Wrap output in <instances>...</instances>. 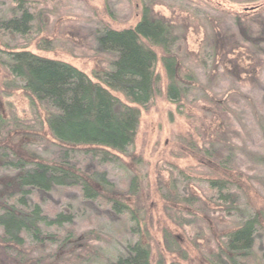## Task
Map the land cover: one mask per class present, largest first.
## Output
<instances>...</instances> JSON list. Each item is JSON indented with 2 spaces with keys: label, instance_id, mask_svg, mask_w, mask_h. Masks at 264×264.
<instances>
[{
  "label": "trees",
  "instance_id": "1",
  "mask_svg": "<svg viewBox=\"0 0 264 264\" xmlns=\"http://www.w3.org/2000/svg\"><path fill=\"white\" fill-rule=\"evenodd\" d=\"M24 3L17 0L7 15L0 16V33L12 39L32 33L36 17ZM153 6V1L143 3L140 20L132 28H104L94 34L96 54L108 59L105 70L93 73L94 81L67 63L25 49L0 50V67L12 87L19 85L27 93L39 130L46 125L51 137L45 141L37 131L25 132L32 130L15 116L6 119L0 111V264H94L97 259L99 264H152L150 249L140 240L139 178L129 174L126 191H119L105 167L120 163L116 154L126 155L133 146L140 109L160 92L155 76L158 61L168 81L166 99L179 104L200 92L209 108L205 114L219 122L202 148L189 144L193 153L219 173L205 181L208 201L234 220L229 221L230 231L222 236V246L209 255L208 262L264 264V211L250 204L240 180L230 176L233 171L241 176L245 169L250 173L246 175L249 187L264 196V112L232 87L222 93L223 100L208 95L215 82L210 73L201 85L198 75L184 66L189 58L184 45L188 25L156 16ZM222 15L230 19V25L225 18L203 16L205 36L198 63L205 66V59L211 58L216 65L210 72L217 74L221 68L219 77L231 81L238 82L242 75L250 77L246 80L262 90L264 102V86L259 80L264 73V15ZM155 48L160 50V58ZM112 93L120 94L124 101ZM248 106L251 119L243 114ZM16 131V138L42 145L48 158L34 154L27 160L6 146L5 139ZM255 134L263 144L253 141ZM191 181L180 171L171 173L169 184L159 186L161 197L193 208L199 199L189 191ZM58 194L69 195L77 206L56 199ZM129 198L135 199L133 208L126 203ZM52 200L58 205L54 211L46 206ZM85 212L104 217L136 238L123 242L118 252L105 258L88 242L95 232L75 228ZM165 243L167 250L178 248L167 233Z\"/></svg>",
  "mask_w": 264,
  "mask_h": 264
},
{
  "label": "rangeland",
  "instance_id": "2",
  "mask_svg": "<svg viewBox=\"0 0 264 264\" xmlns=\"http://www.w3.org/2000/svg\"><path fill=\"white\" fill-rule=\"evenodd\" d=\"M27 9L36 17L34 29L26 37L16 36L14 39L5 33H0V50L25 49L33 54L47 59L67 63L86 74L92 81L93 73L105 70L108 59L96 54L93 36L104 28L123 30L132 28L141 17L144 2L153 1V13L166 20L188 25L185 33V49L189 55L184 66L193 70L199 78L201 85L210 78L215 82L208 91L214 98L221 96L229 88L237 89L243 96L252 99L256 106L264 112L262 90L253 87L241 76L238 82L231 81L219 72L210 68L216 65L210 59H205V66L199 64V51L205 36L203 16L207 18H225V24H231L230 19L222 13L231 15H251L261 13L264 15V0H21ZM17 5V0H0V16L7 15L10 9ZM258 7L256 12L252 9ZM195 16V17H193ZM191 22L188 24L187 22ZM161 57L159 49H154ZM1 54V53H0ZM218 58L216 59V61ZM226 69L229 67L226 65ZM185 70V69H184ZM217 75V78L214 76ZM155 76L158 79L159 93L152 102L140 109L139 125L134 138L133 146L126 155L116 154L120 160L117 165L105 167L108 179L114 183L119 191H126L128 175L134 174L139 178L140 195L138 207L142 210L140 216V240L150 249V262L156 264H210L208 257L217 252L222 246V236L230 231V222L233 218H226L207 197L209 193L205 181L218 177V172L210 167L201 157L193 153L189 144L202 148L208 141L211 132L216 130L219 122L209 118L205 112L209 109L202 101V94L195 92L189 96L188 101L179 104L169 102L165 97L167 78L160 61L155 66ZM210 79V80H211ZM245 79V80H244ZM259 80L264 86V73L259 75ZM8 74L0 67V111L7 119L15 116L17 120L30 130L37 131L45 141H51L46 125L42 130L35 121L34 112L26 92L19 85L12 87ZM115 97L124 101L117 93ZM198 99V100H196ZM242 103V97L239 98ZM243 112L247 119L252 118L251 106ZM41 112V111H40ZM245 122V120H244ZM247 124V123H246ZM239 130L237 123H234ZM251 129V126H247ZM252 132V131H251ZM17 131L12 133L4 144L18 155L27 160H32L35 155L48 158L40 144H29L25 138H16ZM241 134V132H239ZM15 137V138H14ZM247 139V138H246ZM258 141L255 134L253 141ZM260 144H263L262 141ZM257 144V145H258ZM264 145V144H263ZM119 164L124 167L119 166ZM241 169V168H240ZM182 172L193 181L190 182L189 191L199 201L193 208L174 205L161 197L159 186L169 184L171 173ZM239 173L233 171L230 176L237 178L245 188L250 204L257 210L264 211V196L259 195L254 187H249L246 182V171ZM244 175V176H242ZM240 176V178H239ZM94 189L99 187L90 182ZM63 203L69 202L77 206V202L69 195L56 196ZM135 199L129 198L126 203L131 208ZM48 210L58 208L55 201H50ZM104 209V204H98ZM199 208V209H198ZM180 221L186 220L189 224L180 226ZM117 224L107 221L102 216H95L85 212L78 218L75 228L78 232L94 231L88 241L96 246L99 254L111 258L118 252L123 242L132 241V237ZM232 230V229H231ZM169 234L178 248L167 250L165 234ZM99 237L95 238V237ZM95 261L94 264H99ZM93 264V263H92Z\"/></svg>",
  "mask_w": 264,
  "mask_h": 264
}]
</instances>
